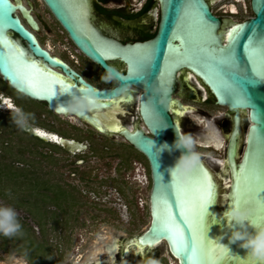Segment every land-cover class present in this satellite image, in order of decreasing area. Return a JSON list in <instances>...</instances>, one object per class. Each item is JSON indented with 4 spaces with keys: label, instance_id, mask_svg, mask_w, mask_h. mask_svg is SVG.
I'll list each match as a JSON object with an SVG mask.
<instances>
[{
    "label": "water",
    "instance_id": "95a60500",
    "mask_svg": "<svg viewBox=\"0 0 264 264\" xmlns=\"http://www.w3.org/2000/svg\"><path fill=\"white\" fill-rule=\"evenodd\" d=\"M43 1L73 43L104 71L106 68L112 69L117 83L95 88L66 63L50 55L38 44L17 14L19 10L30 27L36 29L37 24L29 10L12 0H0V74L19 91L47 101L51 109L60 113H64V106L71 98L70 92H83L81 85L85 90L95 89L92 93L99 102L93 108L75 114L102 132L121 127L120 116L126 113L124 103L137 106L142 126L132 127V123H129L127 127L120 128L117 134L147 159L151 178L148 197L150 221L144 231L129 239L131 243L136 241L132 246L136 251H142V258L128 255V262L138 260L140 264H146L152 258L158 264H240L245 261L246 250L238 246V241L230 243L228 240L231 229L225 226L223 213L231 207L236 196L235 173L240 171V166L247 162L249 168L255 165L258 169H264V0H249L252 15L241 21L216 16L208 0H153L156 4L152 6L156 5L157 8L154 7L149 16L142 15V29L155 30V33L142 41L128 44L108 42L103 37H98L96 42L90 24L81 18L80 13H84L85 6L78 0ZM202 22L211 25V40L207 39ZM236 25L241 26L236 39L226 40L225 37ZM149 47L154 48L150 60L143 65V71L133 73L131 69ZM226 47L231 50V59L220 63L221 50ZM108 52L126 63L125 72L107 63ZM41 60L45 63V69L40 64ZM53 67L60 68L74 82L64 80L63 85L54 83L51 93L42 91L40 81L52 79L47 73L60 77ZM180 71H185L182 75L185 81L187 72H191L195 81H203L214 96L215 104L226 106L232 112L229 116L233 125L220 164H206L201 159L202 155L197 153L199 160L195 167L182 182H175L186 189L178 196L170 169L185 150L172 148L176 130H182L173 118L170 103ZM190 80L194 81L192 77ZM125 85L129 90L122 92ZM132 86L141 90L137 97L130 94V99L124 96L117 99L129 93ZM193 88L200 92L196 85ZM111 101H116V104L113 105ZM175 105L182 110V102L178 100ZM240 110L247 116V128L246 122H242L241 127ZM36 129L27 132L42 139L48 138L47 135H40ZM90 136L115 141L96 132L90 133ZM242 139L243 150L242 145L239 148ZM57 141L65 148L69 147L70 142L73 143L61 137ZM202 171L208 175L213 193L211 202L204 206L201 216L196 188ZM256 195L264 202V188ZM169 218L179 231L182 244L179 239L173 240L164 227L165 220ZM193 230L198 235L202 232L198 245L203 252L196 257H190ZM247 230L253 231L251 226H247ZM213 245L216 246L215 251L211 250ZM119 255L120 251L112 257L118 259ZM122 263H125L124 259ZM135 264L138 262L135 261Z\"/></svg>",
    "mask_w": 264,
    "mask_h": 264
},
{
    "label": "flooded vegetation",
    "instance_id": "af4514ba",
    "mask_svg": "<svg viewBox=\"0 0 264 264\" xmlns=\"http://www.w3.org/2000/svg\"><path fill=\"white\" fill-rule=\"evenodd\" d=\"M14 2H20L26 9L29 10V13L34 18L37 28L33 29L27 23L26 19L23 17L21 12L17 10V14L20 17L21 22L23 25L29 29L33 35L35 36L38 44L45 50L49 52L50 55L56 56V58L60 61H63L67 64V66L74 70L78 75H80L85 81L93 85L95 88L103 87V86H113L117 82L115 80L111 81H104L101 79V74L105 71L93 60H91L88 56H86L70 39L65 29L60 25V23L54 18L52 13L49 11L48 7L44 3L43 0H12ZM79 3L85 6V11L83 14L80 13L81 18L88 21L91 27L92 36L95 37V41L98 42V37L105 38L108 42H118L121 44H128L134 43L137 41H142L143 39L149 38L145 37L144 32L150 31L148 29H142V24H144L142 17L143 14L151 15L150 12L153 10V4H156L153 0H78ZM39 3L40 11L44 15H48L54 25L56 27L59 26L58 33H55L54 41L58 42L59 44H65L67 47L63 48L60 46V50H56L52 47L51 44H47L44 35L41 34V31L45 32L48 31L49 25L44 21L41 17V13L37 10V5ZM146 4H149L150 7L143 11V8ZM157 8V7H156ZM13 36H16L13 34ZM151 37V36H150ZM67 43V44H66ZM70 46H69V45ZM72 46V47H71ZM110 53V54H109ZM107 55V63L116 67L121 72H125L126 70V63L118 56H113L111 52H108ZM40 64L45 69V63L40 61ZM53 69L59 72V76L63 77L64 80L70 81L71 83L74 80L70 79L67 75H65L60 68L53 67ZM99 74V76H98ZM179 78V73L177 74ZM98 81L107 82L104 85L99 86ZM198 82V83H197ZM179 86H183L187 88L189 91L192 92L193 98L200 100L202 96V100H210L215 104V98L212 93L209 91L208 87L203 83V81H185L183 76L179 78V81L175 83V92L172 95L174 99V103L172 105L178 111H183L186 109V106L182 108V110L178 109L175 105L176 98L174 95L177 90H180ZM194 85L198 87L200 90L199 93L195 91L193 88ZM182 90V88H181ZM141 90L136 86H132L129 93H124L121 97L129 98V95L132 94L133 96L137 97V94ZM207 93V95L203 94ZM202 94V95H201ZM115 99V100H117ZM182 102L181 100H179ZM122 102V101H120ZM183 103V102H182ZM125 107V115L121 117V127H127L132 123V127H139L142 126V119L139 115L137 106L134 103H124ZM16 107L23 108L24 110L31 112L34 115V125L32 128H38L44 132H46L48 138L42 139L36 135L30 134L27 131H20L18 130L10 121V113ZM224 116L231 122V128L233 125L231 116L232 112L228 111L227 107L224 106ZM171 113L176 114V112L171 107ZM187 113V112H186ZM178 115V113H177ZM241 116V127L242 122H246V128L249 124L247 116L240 110ZM244 116V117H243ZM124 118V121L122 120ZM0 123L3 126L8 127V131L13 134H22L27 135V137L32 141V145L36 147V149H43L41 152L48 158V162L50 164H54L57 159L62 158L65 161V166H67L70 170V176H77V179L84 182L87 188H90L88 191L96 192V193H104L106 189L104 187H112L118 196L126 199V195L128 191H132V183L129 180V173L128 171H132L135 168L136 163H142L144 165H149L147 159L142 154L141 160L137 159L135 156H132L131 151L135 150L131 144H129L125 139H123L120 135L117 134L118 130H110L107 129L106 132L99 131L97 127L90 124L87 120L82 119L81 117L77 116L75 113L71 115H65L64 113L57 112L50 108L47 101L42 99H35L32 98L25 93L19 91L15 87H13L7 80H4L0 74ZM119 128V129H120ZM230 128V130H231ZM96 132L100 133L105 137H110L111 139H115V141H109L108 143L104 144L101 147L96 146L94 142L90 138V133ZM229 134V133H228ZM228 134H225V140L222 139L224 144L225 142V153H226V144ZM24 135V136H25ZM55 136V137H54ZM65 138L67 140H72L73 144L72 147L69 146L68 148L63 147L58 141L57 138ZM116 137H118L116 139ZM42 140V142L37 141ZM116 145L118 147H116ZM211 145V144H210ZM242 145V150L244 147V140H241L239 145ZM138 152V151H137ZM140 153V152H139ZM225 156V154H224ZM106 158L107 160H113L112 158H116L117 161L110 165V173L102 174V175H95L93 173V169L88 170V167H85L88 162H92L95 165H98L100 161L103 162ZM224 158V157H223ZM222 158V159H223ZM96 167V166H95ZM96 169V168H95ZM92 171V172H90ZM149 171V170H148ZM128 173V174H127ZM46 179L50 180H59L58 182L62 181V185L67 187L69 191L76 193L77 195H82L83 190L79 188L78 184H73L69 182L67 179H64L60 174L56 176H46ZM61 180V181H60ZM135 180L136 177H135ZM149 181L151 187V178H150V171H149ZM90 183H97L94 185L96 188L94 189L90 186ZM101 188V189H100ZM82 190V191H81ZM127 193V194H126ZM125 201V200H124ZM126 200L125 204H129ZM114 211V210H113ZM116 217L119 218V214H116ZM115 217V218H116ZM129 221V220H128ZM141 233V232H140ZM133 238V236L127 237L125 240L120 241L118 245L121 246L120 255L118 259H114L111 255L114 253L117 254L119 251L117 243L112 241L109 246H113L114 244L117 247L108 248L106 257H112L111 261L107 264H121L122 260H125V263L122 264H135V261L140 264V261L133 260L131 263L128 262L127 258L128 255L134 256L137 255L139 258H142L141 250L136 251L132 244L136 242L135 240L133 243L129 242V239ZM134 239V238H133ZM135 244V243H134ZM128 249V251H126ZM148 249V248H147ZM168 249V248H167ZM113 250V251H112ZM146 250V249H145ZM113 252L112 254H110ZM171 255V254H170ZM172 256V255H171ZM173 257V256H172ZM174 258V257H173ZM107 259V258H106ZM175 259V258H174ZM176 260V259H175ZM177 261V260H176ZM93 264H105V262H97ZM178 264V262H177Z\"/></svg>",
    "mask_w": 264,
    "mask_h": 264
},
{
    "label": "rangeland",
    "instance_id": "374dc122",
    "mask_svg": "<svg viewBox=\"0 0 264 264\" xmlns=\"http://www.w3.org/2000/svg\"><path fill=\"white\" fill-rule=\"evenodd\" d=\"M31 1L37 3L36 0ZM208 1L212 12L216 16L241 21L252 15L249 8V0ZM231 6L233 9L230 8ZM36 7L41 13L39 3ZM40 15L50 28L48 31H41L47 44H51L56 50H60V46L66 48L65 44H59L53 40L55 39L54 34L58 33L59 26L56 27L48 15H43L42 13ZM184 73L185 71H180L179 78ZM105 83L107 82L98 81L99 86ZM178 87L180 90H177V92H180L176 93L174 98L181 100L183 105L190 106V110L179 118L182 132L193 135L194 139H196L195 151L202 155L206 164H219L220 159L225 154V142L224 144L222 142L223 146L220 148H215L211 142L216 138L221 139V137L225 140L224 135L230 131L231 122L224 116V106L216 105L210 100H202L203 97L205 99V96H202L200 100L192 99L193 94L191 91L183 86L178 85ZM210 122H213L215 128L220 131L218 137L215 129L210 127ZM3 125L0 123V202H6V189L10 190L12 194L10 202H13L16 195H22V191L26 187L22 185L20 187L22 188L21 191L12 184L11 179H7L3 166L9 163L19 166L23 164L27 169L32 168L33 173L38 170L42 171L44 173L42 176L45 177L60 174L69 182L78 184L79 188L83 190V194L78 196L76 203H70V200L68 201L69 203H65L68 207L59 212V223L54 228L51 227V224L55 218L50 217L48 221L46 220V229H48L46 242L51 243L49 258L52 260L56 259L58 261L56 264L105 262L110 258V256L108 258L105 256L107 254L106 247L111 245L112 241H115L118 245L120 241L146 229L150 217L148 197L151 189L147 165L136 163L135 168L132 171H128L130 172L129 180L132 183L131 189L133 192L131 193L129 190L128 194L126 193V199L118 196L112 187H104L106 189L104 193H93L88 191L90 188H87L83 181L77 179V176L69 175L70 170L65 166V161L62 158L57 159L54 164H50L48 158L41 153L43 149H36L25 133V136L13 134L7 130V126ZM206 127L209 129L208 135L211 139L205 138L204 129ZM90 138L98 147L109 142V140L93 136H90ZM205 144H211L212 146ZM116 147L118 146L116 145ZM131 154L141 160L139 152L132 150ZM102 159L105 160L103 161ZM112 159L111 161L107 160V157L101 158L103 162L100 163L98 161V165L90 161L85 164V167H88V170L93 169L92 171L95 175L110 173V165L117 161L115 157ZM28 163L31 167H28ZM135 177L137 180H135ZM96 184L90 183L89 185L98 190L99 188L94 186ZM126 200H128L129 204H125ZM16 210L20 218L26 217L25 221L28 226H32L34 234L40 235V225L36 223V217L35 219L29 217L24 208L17 207ZM116 214H119L120 219L116 217ZM22 241H24L23 238ZM7 242L9 241L4 242L0 238V264H36L23 256L19 248H10V243L8 244ZM21 244L23 243L21 242ZM115 247L117 246L115 245ZM120 249L121 246L118 245L116 251H120ZM51 263L47 260L46 263L44 262V264Z\"/></svg>",
    "mask_w": 264,
    "mask_h": 264
},
{
    "label": "clouds",
    "instance_id": "9594fccd",
    "mask_svg": "<svg viewBox=\"0 0 264 264\" xmlns=\"http://www.w3.org/2000/svg\"><path fill=\"white\" fill-rule=\"evenodd\" d=\"M101 79L111 81L115 79V73L112 69L106 68L101 74ZM128 86L125 85L121 90L127 92ZM70 100L64 106V114L71 115L75 112L93 108L97 101L91 91H83L77 93L70 92ZM34 115L23 108L16 107L10 113L11 123L20 131H31L34 125ZM210 127L215 129L217 137L219 130L215 128L213 122H210ZM209 129H204L206 139H211L208 135ZM196 139L191 133H184L176 130V138L173 141L172 148L183 149L177 158L174 167L170 169V175L175 182H182L190 170L195 167L199 160V155L195 151ZM162 147H168L163 145ZM7 200H12L10 190H5ZM223 219L225 226L231 229L228 240L230 243L239 242L238 246L246 250L244 257L249 264H264V221L253 222L248 218V211L245 208L231 204L224 213ZM247 222V225L246 223ZM235 225L236 227H233ZM247 226H251L253 231L249 232ZM24 235L23 227L18 219V213L13 203L0 202V236L5 238L22 237ZM25 251V255H26ZM146 264H158L154 258L146 262Z\"/></svg>",
    "mask_w": 264,
    "mask_h": 264
},
{
    "label": "trees",
    "instance_id": "16d2710c",
    "mask_svg": "<svg viewBox=\"0 0 264 264\" xmlns=\"http://www.w3.org/2000/svg\"><path fill=\"white\" fill-rule=\"evenodd\" d=\"M149 7L150 5L146 4L143 11H146ZM154 33L155 30L152 32L147 31L144 32V35L145 37H150ZM36 140L42 142V140ZM27 165L28 167H31L29 163ZM3 168L7 179H11L12 184L17 189L22 191V188L20 187L22 185L26 186L22 191V195H16L13 202L8 201L7 199L6 202L13 203L16 209L17 207L24 208L25 211H27L28 216L32 219H35L36 217V223L40 225V235L34 234L32 226H28L25 221L26 217L20 218L18 216L23 227L24 235L19 238H5L2 236H0V238L4 242L9 241L7 243H10V248H19L21 250L20 253L23 256L36 264H44V262L46 263V260L52 262L51 264H56L58 262L56 259L52 260L49 258L51 243L46 242V233H48V229H46V220L48 221L50 217L55 218V220H52L51 224V227L54 228L59 223V212L68 207L65 203H69V200L70 203H76L79 195L69 191L67 187L62 185V182H58L59 180L46 179L45 176H42L44 174L42 171L40 172L38 170L33 173L32 168L27 169L23 164L19 166L17 164L14 165L13 163H9L4 165ZM22 238L24 241H22ZM21 242L23 244H21ZM25 251L27 253L26 255Z\"/></svg>",
    "mask_w": 264,
    "mask_h": 264
},
{
    "label": "snow or ice",
    "instance_id": "6c2138e0",
    "mask_svg": "<svg viewBox=\"0 0 264 264\" xmlns=\"http://www.w3.org/2000/svg\"><path fill=\"white\" fill-rule=\"evenodd\" d=\"M83 7V6H81ZM202 27L204 28L205 33L207 34V39L211 40V25L204 24L202 22ZM240 25H236L235 28L227 34L225 39L235 40L238 31L240 29ZM6 43V42H5ZM19 52V49H17ZM154 51L153 47H149L144 50L143 55L141 56L140 60L137 62V65L131 69V71L135 74H138L140 71H143V65L150 60L151 55ZM178 51V49H177ZM223 55L219 57V62L224 63L226 61H230L231 59V50L229 48H224L221 50ZM20 56H23V53H20ZM48 77H52L51 80H41L40 81V89L42 91H46L51 93L52 92V85L54 83H61L63 85L64 78L55 76L53 73H47ZM29 85L32 86V81L29 79ZM70 87V85H69ZM81 91H85L84 86L81 85ZM87 91L95 92V89H87ZM130 99V97L128 98ZM99 102V101H97ZM103 103H109L108 101H102ZM113 105L116 104V101H111ZM119 130V129H117ZM199 167V166H198ZM201 178L197 184L196 191L198 193V201L199 207L198 212L202 216L204 211V206L211 202L212 200V193H213V186L208 178L206 172H201ZM236 177V196L234 198L233 203L237 206L242 208L248 209V218L253 222L264 221V202H261L257 198V193L264 188V169H258L255 165L251 168L247 166V162L240 166V171L235 173ZM173 186L178 194V196L186 191L185 188L180 187L175 184V180H173ZM187 219V217H186ZM164 227L168 230L171 234V238L173 240L179 239L181 244L182 237L178 230L175 229V226L170 222V218L166 219L164 222ZM202 240V232L197 234L196 230H193V240L191 246V254L190 257H196L198 253H202L203 249L198 245V241ZM216 246H212V251H215ZM221 251H224L221 249ZM240 264H249V261H241Z\"/></svg>",
    "mask_w": 264,
    "mask_h": 264
},
{
    "label": "bare ground",
    "instance_id": "6f19581e",
    "mask_svg": "<svg viewBox=\"0 0 264 264\" xmlns=\"http://www.w3.org/2000/svg\"><path fill=\"white\" fill-rule=\"evenodd\" d=\"M230 8H232V6L230 7ZM233 9V8H232ZM179 73V72H178ZM190 77H192V79L195 81V79H194V77L192 76V74H191V72H187V76H186V78H187V82H189V84H190ZM198 83V82H197ZM203 94H205V92L203 93ZM202 95V94H201ZM173 98V97H172ZM178 101V100H177ZM176 102V101H175ZM172 103H174V99L172 100V102L170 103V108L172 107V109L176 112V113H178V115H176V114H174L173 115V118L175 119V121H176V123L178 124V126H180V122H179V118L180 117H182L188 110H190V106H186V109L184 110V106H183V103H182V108H183V111H178L176 108H175V106L174 105H172ZM181 128V127H180ZM36 132H38L40 135H47V134H45V133H43L41 130H39V129H36ZM55 137V136H54ZM61 142H63V140H61ZM72 142H70V145L69 146H71L72 147ZM211 144L215 147V148H220V147H222L223 146V144H222V139H214V140H212V142H211ZM205 145H210V144H205ZM211 145V146H212ZM196 153H198V152H196ZM199 154V153H198ZM203 161H204V159L203 158H201ZM222 161V159H220V162ZM220 162H219V164H220ZM204 163H205V161H204ZM149 221H150V217H149ZM149 225V224H148ZM148 227V226H147ZM146 227V228H147ZM115 247V244L113 245V246H108V248H114ZM107 248V249H108ZM113 251V250H112ZM113 252H111L110 254H112ZM112 256V255H111ZM108 258V257H107Z\"/></svg>",
    "mask_w": 264,
    "mask_h": 264
}]
</instances>
